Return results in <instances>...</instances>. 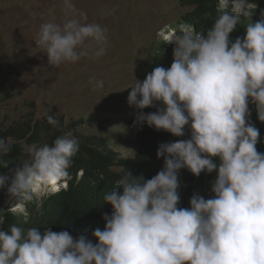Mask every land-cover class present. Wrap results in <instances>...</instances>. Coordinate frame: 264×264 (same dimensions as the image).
Returning <instances> with one entry per match:
<instances>
[{
	"label": "clouds",
	"instance_id": "clouds-1",
	"mask_svg": "<svg viewBox=\"0 0 264 264\" xmlns=\"http://www.w3.org/2000/svg\"><path fill=\"white\" fill-rule=\"evenodd\" d=\"M61 2L63 21L41 24L36 41L48 65L106 54L107 29L87 22L73 0ZM248 9L249 0H218L220 14L206 33L181 26L179 34H163L174 44L173 62L137 79L127 102L156 109L141 111L134 126L146 124L176 137L187 126L190 138L158 145L164 165L150 179L128 171L115 181L117 187L104 195L112 211L103 214V230L91 233L96 242L86 234L74 237L48 227L25 231L13 224L0 228V264H264V153L257 150L260 133L249 119L254 104L264 122V11L242 37L230 40ZM91 82L104 86L102 80ZM47 121L60 123L53 115ZM11 147L0 137V155ZM79 147L70 134L51 145L33 143L8 192L15 201H30L33 194L66 189ZM182 168L197 177L216 172L211 198L194 192L190 207H178ZM8 180L0 175V188Z\"/></svg>",
	"mask_w": 264,
	"mask_h": 264
},
{
	"label": "rangeland",
	"instance_id": "rangeland-1",
	"mask_svg": "<svg viewBox=\"0 0 264 264\" xmlns=\"http://www.w3.org/2000/svg\"><path fill=\"white\" fill-rule=\"evenodd\" d=\"M73 2L87 13V22L107 29L106 54L52 67L36 41L41 24L63 21L61 0H0V128L48 113L63 115L66 122L82 118L78 131L106 137L123 155H131L129 120L134 128L143 127L134 126L136 116L156 109L129 106L130 87L145 79L150 49L159 35L189 8L179 0ZM248 10L242 21L259 20L264 0H249ZM94 80H102L103 88L94 87ZM21 144L29 155L32 144ZM44 195L33 194L30 201L11 197L6 207L25 218L30 216L27 206L37 205Z\"/></svg>",
	"mask_w": 264,
	"mask_h": 264
},
{
	"label": "trees",
	"instance_id": "trees-1",
	"mask_svg": "<svg viewBox=\"0 0 264 264\" xmlns=\"http://www.w3.org/2000/svg\"><path fill=\"white\" fill-rule=\"evenodd\" d=\"M179 2L189 9L175 19L164 33L179 34L181 26H191L196 33H206L220 14L218 0H179ZM252 21L258 20H240L230 34V40L234 41L237 37H242L245 34V26ZM164 35H159L157 42L150 49L145 75L156 66L168 68L173 62L174 44H168V39ZM249 109L250 122L260 133L257 150L264 153V122L259 121L254 104H250ZM47 115H53L59 120V125L55 127L50 125ZM131 119L128 123V130L133 132L131 155H123L106 137L78 131L77 127L83 123L82 118L66 122L65 116L48 113L38 119L30 117L6 128H0V137L12 139L11 150L7 154L0 155V175L9 177L5 186L0 188V218H3L0 228L8 230L13 224L25 231L30 227H38L41 230L48 227L57 232L67 230L74 237L86 234L95 243L96 239L91 233L96 228L103 230L105 225L103 214H110L112 211L111 205L104 202V195L117 187L115 181L128 171L134 176L143 175L145 179H150L164 165L163 157L157 158L156 155L158 145L190 138V129L187 126L185 135L176 137L167 131L148 127L146 124L134 128L130 125L133 120ZM65 134L77 138L80 145L79 151L72 158L71 166L67 169L69 173L66 180L67 188H62L55 194L42 196L39 202H36L37 205L27 206L30 216L25 218L6 207L7 200L12 197L7 189L14 171L21 166V162L29 159L21 142L28 145L33 143L38 146L51 145L56 137ZM215 176L216 172L213 171L201 172L197 177L187 168H182L179 171L178 207H190L189 200L194 192H199L205 199L211 198L213 194L210 189Z\"/></svg>",
	"mask_w": 264,
	"mask_h": 264
}]
</instances>
